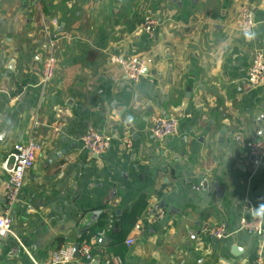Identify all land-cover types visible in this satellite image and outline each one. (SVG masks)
I'll return each mask as SVG.
<instances>
[{"label":"crops","instance_id":"0c3cea01","mask_svg":"<svg viewBox=\"0 0 264 264\" xmlns=\"http://www.w3.org/2000/svg\"><path fill=\"white\" fill-rule=\"evenodd\" d=\"M245 6L255 25L241 33ZM148 11L160 20L152 37L140 31ZM51 42L57 71L43 85ZM258 50L264 0H0V213L9 208L2 162L16 144L42 146L9 209L0 264H52L79 242L91 244L90 264H264L259 238L235 232L249 215L246 198L264 220V165L251 177L244 164L248 140L264 139V84L247 80ZM113 56L144 57L140 80ZM182 107L178 133L154 137L152 117ZM89 128L111 135L112 149H84ZM139 200L144 209L160 203L165 217L121 237ZM221 223L234 233L217 239L211 230Z\"/></svg>","mask_w":264,"mask_h":264},{"label":"built area","instance_id":"2783aa9c","mask_svg":"<svg viewBox=\"0 0 264 264\" xmlns=\"http://www.w3.org/2000/svg\"><path fill=\"white\" fill-rule=\"evenodd\" d=\"M159 21L160 20L156 18L153 12L148 11L141 23V29L148 36L152 37L156 28L159 26ZM237 23L238 31L241 33L250 32L255 25L253 10L247 6L243 7L240 11ZM54 45L55 44L51 42V50L43 60L41 71V83L43 85L50 83L55 77L57 71L58 61L52 51ZM111 61L119 65L124 70L127 78L134 83H137L140 80L147 67V60L141 56H134L131 58L113 56ZM247 78L248 83L253 87L264 84L263 51L258 50L255 52ZM150 131L154 137H157V139H166L178 133L179 121L176 120V118L172 119L164 116H153L151 119ZM112 140L113 137L111 135L101 133L94 128H89L81 137V144L84 149L97 156H102L112 149ZM122 142L127 147H131L132 145V141L129 138H123ZM41 147L42 146L39 143L34 141H30L28 144H16L8 158L2 162V169L8 173L7 183H5L4 187V196L7 199L9 208L3 213H0V241L5 235L7 236L8 233H13V219L10 215L9 209L18 201L21 189L24 186V183H26L25 180L27 173L34 166ZM244 164L251 177L258 172V169L261 166L264 165V139L248 140L246 143ZM245 202L249 207V215L241 217L238 229L235 232L245 231L248 234L255 235L259 238L260 246L258 248V256L260 260V257L264 252V220L255 212L256 208H254V203L251 199L246 198ZM165 214L166 211L163 205L158 202L149 203L143 210L142 214L137 218L133 229L139 230L144 225H153L163 219ZM105 232L106 230L103 229L99 236H104ZM211 233L217 239H223L233 234L234 231H230L227 225L221 223L218 226L213 227ZM126 242L128 246H131L135 242V239L130 237ZM92 250L91 244L83 243L79 246L78 254L76 255L74 247H63L54 253L52 264H67L73 261H78L82 264H90L94 259ZM117 261H119V259H117Z\"/></svg>","mask_w":264,"mask_h":264},{"label":"water","instance_id":"95a60500","mask_svg":"<svg viewBox=\"0 0 264 264\" xmlns=\"http://www.w3.org/2000/svg\"><path fill=\"white\" fill-rule=\"evenodd\" d=\"M140 31L142 32L143 30L142 29H140ZM8 69L12 72H15L16 71V64H15V61L14 60H12L11 62H10V64H9V66H8ZM183 114H184V109H183V107L182 108H180V109H171L170 111H169V114L166 116L167 118H172V119H175L176 118V120H179V119H181L182 117H183ZM263 118V117H262ZM262 118L261 119H258L256 122L258 123V124H262ZM2 138H3V136H1L0 137V140H2ZM66 150H63L61 153H59L58 155H57V157H60V156H62V155H64V154H66ZM214 187L216 188V189H219V188H217L218 187V184L216 183L215 185H214ZM100 214H103V211H97L95 214H94V216L93 217H91V223L90 224H94L95 222H96V218L98 217V216H100ZM88 225V224H87ZM83 227H86V225H85V221H84V224H83ZM94 227V225L93 226H89L88 228H86L84 231H83V233H85V232H89L90 231V229H92ZM82 237V236H81ZM80 237V238H81ZM107 241H109V239L108 238H106V237H104V238H100L99 239V242L100 243H105V242H107ZM79 246H80V242L79 243H76V245L74 246V248H75V253H76V255L78 254V249H79ZM231 250H232V253L235 255V256H239V255H241L242 253H243V249L241 248V247H239L238 245H233L232 246V248H231ZM93 264H100V261H93ZM231 264V263H230Z\"/></svg>","mask_w":264,"mask_h":264},{"label":"trees","instance_id":"16d2710c","mask_svg":"<svg viewBox=\"0 0 264 264\" xmlns=\"http://www.w3.org/2000/svg\"><path fill=\"white\" fill-rule=\"evenodd\" d=\"M136 204V203H135ZM145 205L143 203L142 200H139L137 202L136 205L133 206V208L126 212L123 217H122V233H121V237H124L126 234H128V232L130 231V229L133 227V225L136 223L137 221V217L139 216V214L142 212V210L144 209ZM107 224V220H103L99 223V227L103 228L105 225ZM97 230L93 229L92 234H97Z\"/></svg>","mask_w":264,"mask_h":264},{"label":"clouds","instance_id":"9594fccd","mask_svg":"<svg viewBox=\"0 0 264 264\" xmlns=\"http://www.w3.org/2000/svg\"><path fill=\"white\" fill-rule=\"evenodd\" d=\"M249 35H251V33H249Z\"/></svg>","mask_w":264,"mask_h":264}]
</instances>
